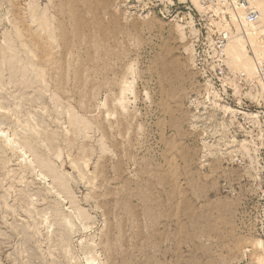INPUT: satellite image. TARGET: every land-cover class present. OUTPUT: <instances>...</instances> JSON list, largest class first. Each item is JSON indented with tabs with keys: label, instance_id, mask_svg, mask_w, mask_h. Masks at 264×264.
I'll use <instances>...</instances> for the list:
<instances>
[{
	"label": "rangeland",
	"instance_id": "obj_1",
	"mask_svg": "<svg viewBox=\"0 0 264 264\" xmlns=\"http://www.w3.org/2000/svg\"><path fill=\"white\" fill-rule=\"evenodd\" d=\"M249 1L0 0V264H264Z\"/></svg>",
	"mask_w": 264,
	"mask_h": 264
},
{
	"label": "built area",
	"instance_id": "obj_2",
	"mask_svg": "<svg viewBox=\"0 0 264 264\" xmlns=\"http://www.w3.org/2000/svg\"><path fill=\"white\" fill-rule=\"evenodd\" d=\"M198 2L202 3L203 5H214L215 3H219V0H198ZM225 6L229 7V2L225 4ZM237 10L239 11L238 16L242 23H248L252 25L257 23L260 19L259 12L249 0H241ZM223 38H227V35H224Z\"/></svg>",
	"mask_w": 264,
	"mask_h": 264
},
{
	"label": "bare ground",
	"instance_id": "obj_3",
	"mask_svg": "<svg viewBox=\"0 0 264 264\" xmlns=\"http://www.w3.org/2000/svg\"><path fill=\"white\" fill-rule=\"evenodd\" d=\"M252 2V1H251ZM259 2V1H258ZM195 3H196V0H195ZM253 3V2H252ZM263 3V2H262ZM263 5V4H262ZM198 6V5H197ZM198 7H200V6H198ZM262 7V6H261ZM246 24H248V23H246ZM255 24V23H254ZM253 24V25H254ZM250 25V24H249ZM232 39V38H231ZM228 46H229V44L227 45V48H226V52H228ZM242 46H243V39H241V38H236V39H232L231 40V43H230V48H229V52L231 53V55H233L234 56V58H240V59H245V58H243L244 56H243V50L244 49H242ZM245 62H247V63H245V65H244V67H246V68H248L249 70H252L253 71V69H254V67H253V64H252V62L251 61H249L248 59H247V61H245Z\"/></svg>",
	"mask_w": 264,
	"mask_h": 264
}]
</instances>
